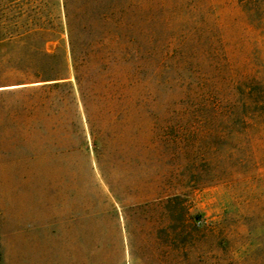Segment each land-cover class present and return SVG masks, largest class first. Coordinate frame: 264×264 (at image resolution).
<instances>
[{
	"label": "rangeland",
	"instance_id": "374dc122",
	"mask_svg": "<svg viewBox=\"0 0 264 264\" xmlns=\"http://www.w3.org/2000/svg\"><path fill=\"white\" fill-rule=\"evenodd\" d=\"M0 264H264V0H0Z\"/></svg>",
	"mask_w": 264,
	"mask_h": 264
},
{
	"label": "trees",
	"instance_id": "16d2710c",
	"mask_svg": "<svg viewBox=\"0 0 264 264\" xmlns=\"http://www.w3.org/2000/svg\"><path fill=\"white\" fill-rule=\"evenodd\" d=\"M75 20H82L78 15L67 19V35L69 52L72 60L74 79L80 92L81 100L84 102L82 90L83 83L86 81L85 69L88 60L96 55L98 43L102 42L110 33H96V30L89 25L75 24ZM112 35V34H111Z\"/></svg>",
	"mask_w": 264,
	"mask_h": 264
}]
</instances>
